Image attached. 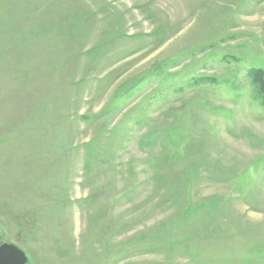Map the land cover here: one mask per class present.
<instances>
[{"label": "rangeland", "instance_id": "rangeland-1", "mask_svg": "<svg viewBox=\"0 0 264 264\" xmlns=\"http://www.w3.org/2000/svg\"><path fill=\"white\" fill-rule=\"evenodd\" d=\"M264 0H0V244L29 264H264Z\"/></svg>", "mask_w": 264, "mask_h": 264}, {"label": "water", "instance_id": "water-1", "mask_svg": "<svg viewBox=\"0 0 264 264\" xmlns=\"http://www.w3.org/2000/svg\"><path fill=\"white\" fill-rule=\"evenodd\" d=\"M0 264H29V259L19 246L13 243H1Z\"/></svg>", "mask_w": 264, "mask_h": 264}, {"label": "trees", "instance_id": "trees-1", "mask_svg": "<svg viewBox=\"0 0 264 264\" xmlns=\"http://www.w3.org/2000/svg\"><path fill=\"white\" fill-rule=\"evenodd\" d=\"M253 77L255 78V82L256 84L259 86V89L262 93H264V78L262 77V75L259 73H255L253 75Z\"/></svg>", "mask_w": 264, "mask_h": 264}]
</instances>
